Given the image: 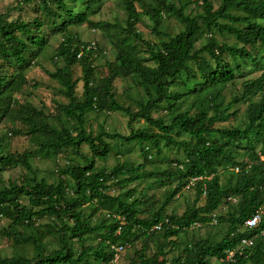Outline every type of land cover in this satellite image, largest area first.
<instances>
[{
    "label": "trees",
    "instance_id": "obj_1",
    "mask_svg": "<svg viewBox=\"0 0 264 264\" xmlns=\"http://www.w3.org/2000/svg\"><path fill=\"white\" fill-rule=\"evenodd\" d=\"M13 1L20 11L35 1L43 18L7 20L0 13V124L8 121L15 126L8 133L31 146L10 153L0 135V219L5 220L0 240L12 247L0 264H109L112 246L127 245L119 260L136 243L127 264H264L263 224L242 227L264 203V0H214L215 8L212 0H121L122 26L89 21L101 0H81L76 10L64 0ZM140 16L150 22L154 41L136 30ZM170 18L179 26L174 33L162 30ZM82 25L100 32L112 28L107 35L113 60L105 61L104 77L96 76L94 62L105 53L70 31ZM56 35L53 71L44 72L60 86L66 103H55L50 117L18 96L28 84L25 73L40 66L48 37ZM228 39L235 45L228 46ZM246 64L259 75L242 81L240 91L225 99L222 90L245 78ZM117 76L142 92L145 100H132L134 110L116 100ZM239 105H245L242 113ZM160 110L165 115L153 118ZM109 112L127 118V135L102 125L96 133L87 130L89 115ZM139 121L145 126L133 129ZM121 142L135 143L140 163L119 161ZM163 150H175L181 159H169ZM50 154L51 160L63 155L65 163L53 162L42 176L33 162ZM108 156L115 164L97 168L95 162ZM156 159L165 164L162 169L155 167ZM17 168V183L2 180V172ZM142 182L147 185L140 191L127 189ZM186 187L193 190L190 205L180 215L167 213ZM114 188L116 195L109 193ZM154 188L161 191L145 197ZM220 207L223 214L216 213ZM193 224L224 230L218 240L209 234L199 239L190 234ZM242 237L252 238V247L233 263L224 262V252Z\"/></svg>",
    "mask_w": 264,
    "mask_h": 264
},
{
    "label": "rangeland",
    "instance_id": "obj_2",
    "mask_svg": "<svg viewBox=\"0 0 264 264\" xmlns=\"http://www.w3.org/2000/svg\"><path fill=\"white\" fill-rule=\"evenodd\" d=\"M67 4L68 9H73L76 10L79 7L80 1L81 0H64ZM213 3V8L217 6V2L212 0ZM36 2L34 1L33 3L27 5L24 7L23 10H17L15 6V2L13 0H1L0 1V13L5 15V18L7 20H13L16 17L21 18V20L24 21H30L32 18L35 16L37 17H42L41 14L36 11ZM97 8V7H96ZM189 8V7H188ZM192 7H190L191 9ZM136 11L140 12V8L137 7L136 5ZM36 12V13H35ZM141 21L136 25V30L140 33L141 38L143 40L147 41H154L153 35L150 33L151 29V24L148 21V19L144 16H140ZM43 18V17H42ZM125 18V9L122 5L121 0H101L100 5H98V8L96 9V12L93 13L88 19L91 22H108L112 26L113 24H119L122 26L123 20ZM45 27H47V24H45ZM112 28L109 27L105 32H100L96 29H92L90 27H87L85 25H82L80 27H73L70 28L71 33L75 34L76 37L82 41L83 43H95L97 46L105 53L102 58H97L94 62V65L96 67L97 77H104L107 73V67H106V62H111L113 60V49L110 46V40H109V35H107V32L109 33V30ZM177 29H179L178 24L172 19H164L163 21V31H167L168 33H174ZM45 33H47L46 29H43ZM60 38L59 35L53 36V37H48V42L46 47L44 48L43 52H41L40 58H39V64L41 68L31 66V68L25 73L26 74V79H27V86L25 90L22 92L24 93L21 96H18L19 101L21 103H26L27 105H30L32 107L42 109L45 113L48 115L53 116L55 114L54 112V106L55 103L61 102V103H66V100L59 95V89L60 86L50 80L45 72H52L53 71V65L51 61V57L54 53L55 48L57 47V44L59 43ZM228 46H233L235 45L234 41L232 39H228L226 41ZM137 45V43H135ZM139 48L140 46L137 45ZM138 57L141 58H146L145 55H139ZM145 65H150L151 63L146 61ZM45 71V72H44ZM245 72L247 73L245 75L244 79L238 78L234 81L233 85L234 86H228L225 87L222 90V97L225 99L229 98V95L232 92L235 91H240V84L244 80H249V79H254L259 75V71H254V72H249V67L248 64L245 65ZM72 78L74 80H78L80 78V73L77 67L72 68ZM35 84L34 89H30L31 86ZM113 86V91L116 93L115 97L116 100L121 103L122 105L130 107L132 110L135 109L134 104L132 103V100L137 99V98H142L145 100L142 92L137 89H133V86L130 83V80L128 78H120L116 77V79L112 83ZM76 95L79 96L81 93V83L78 82L76 85ZM28 93V95L26 94ZM238 112L242 113L245 109V105H239L238 107ZM164 112L162 110L158 111L157 113H153L152 117L156 118L159 116H164ZM225 125H229L230 121L228 120L226 123H223ZM102 125L105 131L112 133H118L120 135H127L128 134V128H127V118L124 117L120 113H113L109 112L106 113L105 115L98 116L94 118V116L89 115L88 120H87V130H91L93 133H96L98 126ZM220 125V124H217ZM145 125L139 121L135 122L132 124L133 129H138L142 128ZM15 128V126L11 125L8 121H2L0 124V135L5 136L6 139V147L10 153H21L24 150H29L31 149L30 144L28 141L19 136H13L12 134H9V130L11 128ZM16 127H18L16 125ZM123 146L124 150V156L119 158V161H127L130 163H140L141 162V157L140 153L135 147V143H131L130 145L125 144V143H120ZM81 153L88 155V150L86 147L82 146L80 148ZM126 151V152H125ZM163 155L168 156L169 159H181L179 153H175V150H163ZM48 156V155H47ZM53 156L51 154L46 157V159H38L33 162L34 167H39V169L44 172L42 176H44L47 172L51 171L54 167V164L63 165L65 163L62 156H57L54 160H51ZM162 160V158L160 159ZM159 159H156L157 162H155V167H158L159 169H162L164 167V163L160 162ZM54 162V164H53ZM115 164V159L112 156H108L104 161H96L95 165L97 168H106L110 169L113 165ZM147 171L151 170L152 168L150 166H146ZM21 172L19 169H13V170H7L2 172L1 178L3 181L6 179H9L15 183L18 181V177L20 176ZM147 185V183H139V184H132L127 187L128 188H136V191H140L143 186ZM191 188V187H190ZM190 188H185L181 194L176 196L170 203V205L167 208V213H174L176 215H180L184 208L186 206H189L191 201L193 200V190ZM126 190V189H125ZM158 193L161 190L157 189H150L146 191V196L149 197L150 195L154 193ZM110 194L116 195L118 193L117 188L111 189L109 191ZM159 198V195L156 196ZM225 212V209L220 207L216 213L218 214H223ZM101 216V215H100ZM5 226V220L0 219V227ZM224 226H204V227H196L190 231V234L194 238H199L203 239L206 237L207 234H209L211 237L214 239L218 240L220 237V233L223 232ZM55 242V241H54ZM139 243H136L134 245V249H138ZM74 250H77V247L74 245L73 246ZM133 248L127 249L125 253L119 258L117 264H127V261L129 257H131ZM50 249V247L48 248ZM12 252V247L11 245L6 242L5 240L1 239L0 240V256L1 257H9V255ZM183 253V252H182ZM168 257V254H167Z\"/></svg>",
    "mask_w": 264,
    "mask_h": 264
},
{
    "label": "built area",
    "instance_id": "obj_3",
    "mask_svg": "<svg viewBox=\"0 0 264 264\" xmlns=\"http://www.w3.org/2000/svg\"><path fill=\"white\" fill-rule=\"evenodd\" d=\"M92 45V43L90 44ZM191 184V182H190ZM187 189V187H186ZM262 190L264 193V185L262 186ZM166 222V220L164 221ZM210 224L214 225L215 221L212 220ZM263 224L262 229L259 232V237H264V203L261 204L254 213L246 218L243 223L242 227L244 229H253L258 225ZM198 227L197 224H193L190 228L194 229ZM153 230H159V225L152 228ZM253 245V239L249 237H242L236 246V248L227 250L224 252L223 261L227 263H233L235 261V256L242 255L246 250L250 249ZM127 245H119V246H112L111 250L113 251V258L109 264H114L118 260V255L121 253Z\"/></svg>",
    "mask_w": 264,
    "mask_h": 264
}]
</instances>
